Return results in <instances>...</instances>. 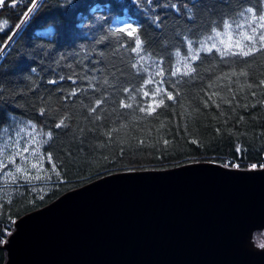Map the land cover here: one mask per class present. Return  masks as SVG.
I'll list each match as a JSON object with an SVG mask.
<instances>
[{
	"label": "trees",
	"instance_id": "1",
	"mask_svg": "<svg viewBox=\"0 0 264 264\" xmlns=\"http://www.w3.org/2000/svg\"><path fill=\"white\" fill-rule=\"evenodd\" d=\"M96 4L101 9L92 12ZM160 4L143 2L146 16L131 0H3L0 140L19 123L33 122L41 136V169L40 179L5 183L0 177V264L6 260L2 244L19 216L104 174L201 160L264 166V53L221 56L213 50L193 58L217 32L232 30L233 40L246 45L251 33L248 14L241 13L264 11V0H199L198 7L192 0H154ZM104 5L110 6L107 19ZM124 21L139 30V54L131 51L133 38L118 31ZM141 55L147 73L138 71ZM186 63L197 71L171 75L186 71ZM157 64L162 76L154 75ZM153 76L156 83L149 84ZM156 88L176 98L154 94ZM150 104L151 114L140 110ZM60 120L65 126L57 128ZM49 132L52 138L42 143ZM254 240L264 244V229Z\"/></svg>",
	"mask_w": 264,
	"mask_h": 264
},
{
	"label": "water",
	"instance_id": "2",
	"mask_svg": "<svg viewBox=\"0 0 264 264\" xmlns=\"http://www.w3.org/2000/svg\"><path fill=\"white\" fill-rule=\"evenodd\" d=\"M264 166L121 170L13 222L4 264H264Z\"/></svg>",
	"mask_w": 264,
	"mask_h": 264
},
{
	"label": "snow or ice",
	"instance_id": "3",
	"mask_svg": "<svg viewBox=\"0 0 264 264\" xmlns=\"http://www.w3.org/2000/svg\"><path fill=\"white\" fill-rule=\"evenodd\" d=\"M143 2H146L149 5H153L155 7H163L165 5L160 4V5H154V0H131V3L133 5H135L140 11H144L145 15L147 16V12L146 10L141 7V4ZM193 5L194 6H199V0H192ZM0 6H3V0H0ZM37 4H33L32 8L29 9V12H32L33 10H35V8L37 7ZM173 8H176V5H171ZM104 10H105V19L108 18V15L110 14V6L109 5H104L103 6ZM98 9H101V5L100 4H96L95 7H93L91 10L92 12H96ZM247 13L248 14V28L250 29V33L251 34H246L244 39L248 42L246 45H241L239 41L236 42L235 45L229 44L227 45V49L228 51H222L220 48L217 47L216 43H211V46H208V42L213 40L214 37H208L203 44L201 45L200 49L197 50L196 55L193 57L194 59H199V51H206L207 53H212L213 50L219 52V54L221 56H225V55H231V56H243V57H249L254 55L257 52L260 53H264V11H260L258 13V10L253 8V7H248L246 9H244V12L241 13V16H244V14ZM189 19H192L191 16L188 17ZM115 23V21H113ZM153 23H155V19L153 18L152 20ZM3 24H7V21H3ZM158 26V25H157ZM238 27H240V25H237ZM225 27L230 28L231 25H225ZM119 32L124 33L127 37H132V41L131 43L134 45V47H132L131 51L135 52L137 54H139L142 51L141 45H142V41L141 38L139 36V30L136 26H134V24L130 21H124L121 22V27L118 29ZM220 35L219 32L216 33V36L218 37ZM193 42L189 41V50H191V44ZM221 44L223 43V41L220 42ZM236 49V50H233ZM177 55H179V53H177ZM145 60L144 56H140V59L138 61V63L140 64V68L138 69V71H143L145 73L148 72V68L144 67L143 65V61ZM133 67H137L136 65H133ZM197 71V69L195 67H192L190 65H187L186 63V71H181L180 68H176L175 71L171 72V75L173 77L176 76H188L191 75L192 73H195ZM164 73V70L162 68L159 67V64H157V71L155 72V76H162ZM53 83H55V81H53ZM148 83L149 84H154L156 83L154 76L153 77H149L148 79ZM161 83H163V81H161ZM174 87V86H173ZM142 89H138L137 91H140ZM125 92H129L132 91L131 89H124ZM154 94H158V95H164L166 96L167 100L171 101L173 99H175L176 97H174L173 93L170 91H166L160 88H156L153 90ZM143 95L145 97L149 96V93L147 91L143 92ZM131 99H135V97H131ZM159 105H163L165 103L164 99H160L159 100ZM100 102H97V107H99ZM121 106L125 107V108H131L132 105L131 104H126L121 102ZM93 112L97 111V108H92L91 109ZM141 111H144L146 114H151L155 109L151 106V104L147 107H141L140 108ZM65 123L64 120H60V122L56 125L57 128L60 127H64ZM33 131L35 132V128H33ZM47 136L48 139L43 140L42 143H47L49 139L52 138V133H46L44 134ZM33 142L35 143V140H33ZM24 151H27V149H24ZM19 155V153H18ZM49 159H51V157H49ZM14 162V161H13ZM6 167V165H5ZM33 167H36V165H33ZM253 168L256 167V165L252 166ZM17 173L22 172L21 168H17L16 169ZM26 178H31L28 177V174L25 172L24 173ZM9 176L11 177L12 181L15 182L16 177L14 175H12L11 173H9ZM50 178V177H49ZM35 179H40L39 176H36ZM261 248H264V244L260 245Z\"/></svg>",
	"mask_w": 264,
	"mask_h": 264
},
{
	"label": "rangeland",
	"instance_id": "4",
	"mask_svg": "<svg viewBox=\"0 0 264 264\" xmlns=\"http://www.w3.org/2000/svg\"><path fill=\"white\" fill-rule=\"evenodd\" d=\"M118 24L121 26L120 22ZM233 39H235L233 31L226 30L220 32L218 37L214 34V39L209 42V46H211V43H216L218 46L223 41L222 48H227L229 44H236L237 41ZM237 39L238 37H236ZM240 44L242 45L241 42ZM33 128H35V132ZM40 139L39 131L35 124L30 121L19 123L13 130L7 132L2 137L0 140V177L5 183L12 182L9 173L16 177L15 181H19L20 178L27 179L24 175L25 172L31 178L40 176ZM33 140H35V143ZM24 149H27V151H24ZM33 165H36V167H33ZM18 167L22 169V172H16Z\"/></svg>",
	"mask_w": 264,
	"mask_h": 264
}]
</instances>
